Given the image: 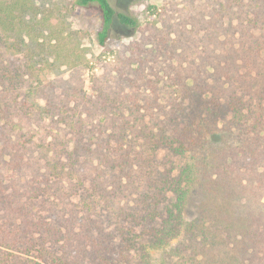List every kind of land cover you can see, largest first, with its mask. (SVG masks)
<instances>
[{"label":"trees","instance_id":"obj_1","mask_svg":"<svg viewBox=\"0 0 264 264\" xmlns=\"http://www.w3.org/2000/svg\"><path fill=\"white\" fill-rule=\"evenodd\" d=\"M75 1L101 46L141 25ZM206 3L57 89L0 0V264H264V0Z\"/></svg>","mask_w":264,"mask_h":264},{"label":"rangeland","instance_id":"obj_2","mask_svg":"<svg viewBox=\"0 0 264 264\" xmlns=\"http://www.w3.org/2000/svg\"><path fill=\"white\" fill-rule=\"evenodd\" d=\"M117 11H125L139 19L140 27L120 28L121 39L113 38L107 46L97 40L101 11L97 5L84 7L75 0H34L35 9L28 20L39 23L36 31L26 36L44 72V77L59 86L90 85L98 68L107 67L115 52L122 50L140 34L155 32L160 43L169 46L177 35H184L183 23L189 16L206 12V0H110ZM200 16H198L199 18ZM173 45V44H172ZM103 65V66H102ZM105 65V66H104ZM187 156H177L183 163Z\"/></svg>","mask_w":264,"mask_h":264}]
</instances>
